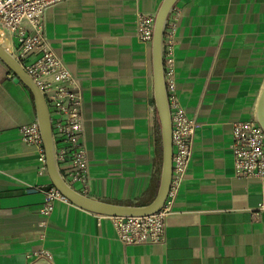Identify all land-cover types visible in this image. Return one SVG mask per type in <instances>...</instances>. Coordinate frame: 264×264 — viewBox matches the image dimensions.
<instances>
[{
	"label": "crops",
	"instance_id": "obj_1",
	"mask_svg": "<svg viewBox=\"0 0 264 264\" xmlns=\"http://www.w3.org/2000/svg\"><path fill=\"white\" fill-rule=\"evenodd\" d=\"M163 0H63L42 15L45 40L82 101L89 179L83 194L145 206L161 174L151 42L136 36L141 15ZM174 100L196 124L181 184L169 194L165 238L123 245L109 217L55 201L19 129L36 123L34 98L0 61V264H264V180L234 175L231 127L254 119L264 86V0H178ZM11 54L16 42L2 32ZM79 190L78 187H74Z\"/></svg>",
	"mask_w": 264,
	"mask_h": 264
},
{
	"label": "built area",
	"instance_id": "obj_2",
	"mask_svg": "<svg viewBox=\"0 0 264 264\" xmlns=\"http://www.w3.org/2000/svg\"><path fill=\"white\" fill-rule=\"evenodd\" d=\"M63 0H0V36L8 32L16 42L12 55L34 81L44 96L51 121L54 159L63 180L81 194L89 179V167L82 139V101L72 89L73 77L49 48L43 33L42 15L46 8ZM154 16L141 15L136 36L150 43ZM174 25L166 23L162 57L165 84L172 85ZM172 177L169 194L181 184L192 155L196 124L184 110L170 100ZM21 141L39 150L38 163L45 169V157L35 122L19 129ZM230 150L234 175L244 179L264 180V131L255 120L236 122L231 127ZM77 191V190H76ZM67 203L53 187L45 193L40 213L53 210V203ZM169 205L165 202L158 212L146 217L110 218L115 236L123 245L158 244L165 238V220Z\"/></svg>",
	"mask_w": 264,
	"mask_h": 264
},
{
	"label": "water",
	"instance_id": "obj_3",
	"mask_svg": "<svg viewBox=\"0 0 264 264\" xmlns=\"http://www.w3.org/2000/svg\"><path fill=\"white\" fill-rule=\"evenodd\" d=\"M178 0H163L154 15L151 55L153 98L160 128L162 164L158 189L154 199L145 206H129L91 199L70 187L60 175L55 159L50 114L34 81L23 70L15 57L0 45V61L13 73L14 82H20L31 92L36 109V125L45 157V169L51 186L73 206L86 212L109 218L146 217L158 213L164 206L172 177L171 117L162 57V41L167 19ZM254 120L264 131V86L259 94Z\"/></svg>",
	"mask_w": 264,
	"mask_h": 264
}]
</instances>
